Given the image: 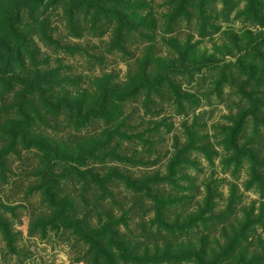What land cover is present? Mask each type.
Wrapping results in <instances>:
<instances>
[{"label":"rangeland","instance_id":"374dc122","mask_svg":"<svg viewBox=\"0 0 264 264\" xmlns=\"http://www.w3.org/2000/svg\"><path fill=\"white\" fill-rule=\"evenodd\" d=\"M222 1L211 0L208 5L205 25L211 35L201 37L197 13L191 23L183 22L179 29L169 33L165 29L169 0H149L148 9L157 24L150 34L155 42L134 50L128 60L117 52H109L110 35L101 37L97 32H85L82 38H73L69 35L71 31L58 20L53 24L54 37L70 47L87 48L96 60L90 61L78 54H55V50L38 44L41 53L49 55L52 67L61 61L68 76L82 77L69 86L71 95L84 90L93 92L97 81L101 82L100 79L110 74L114 85L127 87L139 76L138 60H142L150 46L154 60L150 74L175 63L180 57L177 51L182 54L190 51L194 56L186 59L202 65L198 64L201 72L194 76L197 81L191 82L187 75L177 77L183 92L198 98L197 101L191 99L195 103L192 109L188 107L184 113L177 112L174 99L164 90L163 96L155 100L151 112L144 110L143 96L125 106L126 113L133 112L129 122L132 135H144L143 141L148 143L137 138L117 151L127 160L107 159L105 164L94 167L101 175L112 173L121 178L109 187V198L97 200L100 191H91L82 199L81 187L75 182L59 188L72 202L69 215L84 229L87 225L98 227L109 220L118 221L123 241L131 243L132 249L138 247L140 256L146 253L148 258L158 257L139 264H264V170L258 168L259 177H256L248 161L239 168L228 165L226 161L230 154L223 145L222 136L240 113L236 109L235 93H238L244 76L233 73L234 82L224 89L223 96L214 98L212 83L217 80L218 71H209L204 66L207 60L221 64L243 60V56L252 53L250 49L262 29L243 15V0H232L227 6H223ZM7 2L0 0V9H7ZM58 9L62 11L61 7ZM251 120L246 139L256 143L257 158L262 160L264 128H260L258 135H252L254 121ZM102 127L95 124L92 134L100 135ZM188 128L194 135L193 144L203 147L207 155L193 152L191 159L195 161V167L181 172L176 184L152 186L158 187L152 189L153 197L158 196V201H170L172 205L164 212L167 223L164 230L154 222L155 204L120 181L126 177L139 183L147 178L159 182L166 179V167L174 148L190 142L187 141ZM2 135L0 131V141ZM246 139L241 146L246 142L249 144ZM24 156L30 160L25 165L15 162L13 172L8 174V182L0 181V200L9 207L3 214L6 213L13 237L10 246L8 240L0 236V264H93L94 256L81 235L60 224H47L40 199L27 198L37 162L33 154L24 152Z\"/></svg>","mask_w":264,"mask_h":264},{"label":"trees","instance_id":"16d2710c","mask_svg":"<svg viewBox=\"0 0 264 264\" xmlns=\"http://www.w3.org/2000/svg\"><path fill=\"white\" fill-rule=\"evenodd\" d=\"M148 1L8 0L7 9H0V120L3 122L0 124L3 133L0 141V181L8 182V174L13 172L15 162L25 165L30 160L24 156V152L33 154L37 163L32 171L33 182L27 191V198L40 199L47 224H60L80 234L89 244L94 256L93 264H139L157 260L158 257L148 258L146 253L140 256L138 247L132 249L131 243L123 241L118 221L109 220L98 227L87 225L84 229L69 215L72 202L65 198L59 188L68 182H75L81 187L82 199L91 191H100L97 200L109 198V187L121 178L112 173L101 175L94 167L105 164L107 159L127 160L117 154L120 147L137 138L144 140V135H132L129 122L133 112L126 113L125 106L143 96L144 110L151 112L155 100L163 96L164 90L174 99L177 112H186L188 107L195 105L191 99L197 101L198 98L183 92L177 77L187 75L191 82L197 81L194 76L195 73L200 74L202 65L186 59L194 56L190 51L184 54L177 51L180 57L175 63L162 66L159 71L150 74L149 68L154 61L150 46L142 60H138L139 76L127 87L114 85L110 74L100 79L101 82L97 81L93 92L84 90L71 95L69 86L79 82L82 77L68 76L63 71L66 67L61 61L52 67L49 55L44 56L38 44L55 50V54H78L84 59L96 60V56L91 55L87 48L70 47L54 37L53 24L58 20L71 31L69 35L73 38H82L85 32H97L101 37L110 35L109 52H117L128 60L134 50L155 42L150 34L157 24L151 9H148ZM231 1L223 0L222 4L227 6ZM210 2L169 0V11L165 15L166 31L173 33L183 22L191 23L194 13H197L199 35H211L207 33L205 25ZM243 2V15L262 29L250 49L252 53L236 63L221 64L207 60L204 66L209 71H218L217 80L214 79L212 83L214 98L223 96L224 89L234 82L233 73L239 72L244 76L238 95L235 93L236 109L240 113L225 129L223 145L230 154L226 161L228 165L239 168L248 161L254 175L259 177L257 170H264V158H257L256 143L246 139V131L251 119L254 121L252 135H258L260 128H264V0ZM188 61L190 64L187 65ZM95 124L103 126L97 136L91 132ZM193 137L188 128L187 141L190 142L174 148L166 167L168 176L161 179L162 182L147 178L139 183L130 177L120 181L132 186V191L155 204L154 222L164 230L167 224L164 212L172 205L170 201H158V196L153 197L152 189L158 187L152 186L176 184L181 172L190 166L195 167V161L191 159L193 152L207 155L203 147L193 144ZM244 139L249 144L246 142L241 146ZM8 210L9 207L0 200V236L12 246L11 229L6 213L3 214Z\"/></svg>","mask_w":264,"mask_h":264}]
</instances>
